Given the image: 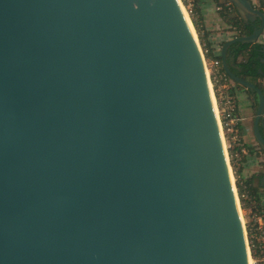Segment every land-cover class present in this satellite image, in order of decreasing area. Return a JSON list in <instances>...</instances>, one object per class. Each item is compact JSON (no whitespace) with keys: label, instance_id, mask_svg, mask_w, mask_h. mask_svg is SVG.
<instances>
[{"label":"water","instance_id":"95a60500","mask_svg":"<svg viewBox=\"0 0 264 264\" xmlns=\"http://www.w3.org/2000/svg\"><path fill=\"white\" fill-rule=\"evenodd\" d=\"M236 192L180 0H0V264H250Z\"/></svg>","mask_w":264,"mask_h":264},{"label":"built area","instance_id":"2783aa9c","mask_svg":"<svg viewBox=\"0 0 264 264\" xmlns=\"http://www.w3.org/2000/svg\"><path fill=\"white\" fill-rule=\"evenodd\" d=\"M217 39L215 40L214 45H212L215 57L205 60V67H207L209 72V80L212 89H215L217 95L216 97L214 93L215 102L218 107L217 117L223 136L226 154L228 155V158L230 156L229 159H232V163L236 165L241 162L242 155L246 150V132L241 122V117L237 112L236 96L232 93L237 87V84L226 74L222 65L221 47L224 40L222 37H218ZM203 56L205 58L204 53ZM248 196V194L243 195L244 198ZM245 233L250 255H252L251 250H258V252L261 251L264 255V211L254 214L253 220L248 224V228L245 229ZM261 262H264V258Z\"/></svg>","mask_w":264,"mask_h":264},{"label":"rangeland","instance_id":"374dc122","mask_svg":"<svg viewBox=\"0 0 264 264\" xmlns=\"http://www.w3.org/2000/svg\"><path fill=\"white\" fill-rule=\"evenodd\" d=\"M180 1L183 4V7L185 8L187 16L191 22V26L195 33V37L197 41L200 43V47L204 55H205L204 48L212 47L217 37H222L223 40L226 41L228 40L227 38L230 39L234 37L233 36L234 34H236L237 29L233 25L234 24L233 23L234 20L232 18L233 14L228 15L227 13H225V16L221 14V11L227 12L223 8L226 0H180ZM254 1L256 2V4H259L262 6L264 5V0H261V1L254 0ZM204 60H208L206 56ZM258 83H261L262 85H264V79L259 78ZM212 91H213V96L215 93V96L217 97L215 89L214 90L212 89ZM249 96L252 97L250 94ZM254 103L256 106L255 99H254ZM215 105H216V102H215ZM255 143L256 145H258L256 141ZM232 162L233 160L229 159V163L231 166V174L233 176V183L235 184V190L237 191L236 193L239 198L238 202H239V207L241 211V216L243 217V223L245 225V229H247L248 224L251 222V220H253L254 214L261 213L264 211V205L261 202V199L259 198L255 199V198H252L251 196H248L246 197L247 201L245 200V205L243 206V203L241 202V199L239 197V191L237 187L238 176L236 174V167L240 166L241 163L239 162L238 165H235ZM251 254L252 255H250V258H251L252 264H263L264 263V262H261V260L264 258V255L261 251L258 252V250L257 251L251 250Z\"/></svg>","mask_w":264,"mask_h":264},{"label":"trees","instance_id":"16d2710c","mask_svg":"<svg viewBox=\"0 0 264 264\" xmlns=\"http://www.w3.org/2000/svg\"><path fill=\"white\" fill-rule=\"evenodd\" d=\"M233 6V5H232ZM234 10L236 11L235 7L233 6ZM227 9V8H225ZM237 12V11H236ZM224 11H221V14L225 16ZM235 25H237L242 31H244V24L242 20L237 17L234 19L233 22ZM252 29L245 31V34H251ZM244 33V32H243ZM261 45L254 46L253 44H243V43H234L229 47L228 53H227V60L228 65L231 69V71L240 77H251V76H257L258 78L264 79V64L262 63V57L263 54L260 53L258 50ZM205 56L207 59H212L215 57V52L212 49V47H205ZM262 70V73H260L259 70ZM259 87L264 89V85L261 83L258 84ZM248 94L251 96L253 95L252 92L247 90ZM256 106L258 103V99H255ZM261 132L264 134V126H261ZM236 174L238 176V171H236ZM257 177L254 176L252 178L241 180L239 177L237 179V187L239 191V197L241 199V202L243 203V206L245 205L246 198L243 197V195L248 194L252 198H259L258 193V186L254 185V180ZM259 180V179H258Z\"/></svg>","mask_w":264,"mask_h":264},{"label":"crops","instance_id":"0c3cea01","mask_svg":"<svg viewBox=\"0 0 264 264\" xmlns=\"http://www.w3.org/2000/svg\"><path fill=\"white\" fill-rule=\"evenodd\" d=\"M218 38V37H217ZM216 38V39H217ZM223 39V38H222ZM229 39V38H227ZM218 40V39H217ZM259 84V83H258ZM232 93L235 94L237 100V112L241 117V122L246 132V145L245 151L242 155L241 165L236 167L238 171V177L241 180H246L256 176L257 178L253 181L254 185L258 186L259 199L264 205V187L261 184V177L264 176V154L257 147L255 138L253 135V118L256 112V106L253 97H250L247 90L237 86ZM237 163L236 165H238ZM259 179V180H258ZM261 189V190H260Z\"/></svg>","mask_w":264,"mask_h":264},{"label":"flooded vegetation","instance_id":"af4514ba","mask_svg":"<svg viewBox=\"0 0 264 264\" xmlns=\"http://www.w3.org/2000/svg\"><path fill=\"white\" fill-rule=\"evenodd\" d=\"M258 1H261V0H258ZM226 2H227V0H226ZM224 3V6H223V8L225 9V8H227V9H225L227 12V14L228 15H232L233 14V20L235 19V18H237V17H239L241 20H242V18L240 17V15L238 14V12H236L235 10H234V8H233V6H232V4H230V3ZM252 2L254 3V5L257 7V8H260V9H263L264 10V5L262 6V5H259V4H256V2L254 1V0H252ZM242 22H243V26H244V31H242V29H240L237 25H235V24H233L234 25V27L237 29L236 30V34H234V37H236V36H240V35H246L245 34V31H247V30H250V29H252V30H254L256 27H259L260 26V19H256L255 21H249V20H246V21H244V20H242ZM244 32V33H243ZM253 32V31H252ZM248 35V34H247ZM233 38V37H232ZM254 46H258V45H261L262 47H260L258 50L260 51V53L261 54H263V57H262V60L264 59V36H263V38L261 37L260 39H259V42L257 43V44H253ZM261 60V61H262ZM263 63V62H262ZM264 64V63H263ZM237 86H240V85H238L237 84ZM240 87H242V86H240ZM242 88H244V87H242ZM245 89V88H244ZM247 90V89H246ZM252 97H253V95H252ZM253 99H255L254 97H253ZM258 146V148L260 149V147H259V145H257ZM261 150V149H260ZM262 152H263V154H264V151L263 150H261Z\"/></svg>","mask_w":264,"mask_h":264},{"label":"bare ground","instance_id":"6f19581e","mask_svg":"<svg viewBox=\"0 0 264 264\" xmlns=\"http://www.w3.org/2000/svg\"><path fill=\"white\" fill-rule=\"evenodd\" d=\"M181 2V1H180ZM181 5H182V8H183V10H184V13L186 14V17H187V19L189 20V18H188V16H187V13H186V11H185V8L183 7V4L181 3ZM189 23H190V25H191V22H190V20H189ZM191 28H192V26H191ZM192 30H193V28H192ZM194 32V31H193ZM195 34V33H194ZM204 63H205V60H204ZM206 73H207V77H208V80H209V72H208V69H207V67H206ZM209 84H210V88H211V92H212V96H213V91H212V86H211V82H210V80H209ZM214 98H215V96H213V101H214V105H215V100H214ZM215 110H216V113L218 112L217 110H218V107H217V105H215ZM227 159H228V155H227ZM228 163H229V159H228ZM229 169H230V172H231V166H230V163H229ZM231 176H232V174H231ZM232 180H233V176H232ZM240 213H241V211H240ZM242 217V216H241ZM242 222H243V217H242ZM249 260H250V264H252L251 263V258H250V255H249Z\"/></svg>","mask_w":264,"mask_h":264}]
</instances>
